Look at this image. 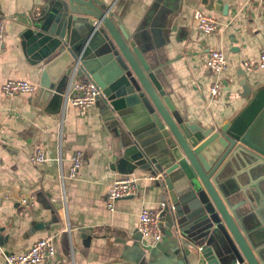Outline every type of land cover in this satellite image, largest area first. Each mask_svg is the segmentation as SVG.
Returning <instances> with one entry per match:
<instances>
[{
  "label": "crops",
  "instance_id": "0c3cea01",
  "mask_svg": "<svg viewBox=\"0 0 264 264\" xmlns=\"http://www.w3.org/2000/svg\"><path fill=\"white\" fill-rule=\"evenodd\" d=\"M40 1L0 0V18L5 21L0 60V264H6L5 254H23L50 234L57 252L44 264H173L171 230L164 222L166 233L159 242L143 240L138 230L141 208L161 202L162 192L150 181L130 175L138 179L137 195L116 200L114 210L107 205L110 184L124 175L111 168L112 137L103 120V101L87 110L68 104L62 112L41 104L37 95L42 67L19 45L20 21ZM103 1L114 23L134 38L185 121L221 126L249 99L243 95L245 77L252 89L264 84V69L248 71L244 65L248 59L256 61L264 49V0H213L212 9L202 0ZM197 8L216 17L214 33L197 28ZM213 49L223 50L228 60L220 75L206 65ZM9 80H26L38 88L7 95L2 85ZM216 80L223 88L213 97L210 87ZM38 148L48 157L44 163L31 161ZM77 150L83 152L78 178L62 183L60 172L69 174ZM231 162L225 180L233 192L232 203L244 210L255 208L264 220V160L246 150ZM23 197L33 198L35 204L26 206ZM58 199L65 201L59 210L53 203ZM61 220L64 231L57 227ZM68 224L74 241H80L81 228H92L103 246L74 254L70 230L65 231ZM259 257L264 264V245Z\"/></svg>",
  "mask_w": 264,
  "mask_h": 264
},
{
  "label": "water",
  "instance_id": "95a60500",
  "mask_svg": "<svg viewBox=\"0 0 264 264\" xmlns=\"http://www.w3.org/2000/svg\"><path fill=\"white\" fill-rule=\"evenodd\" d=\"M202 3L215 7L213 0ZM107 10L103 0H41L20 21L19 45L42 67L41 104L62 112L72 80L86 78L99 86L96 104H105L111 168L122 175L140 174L162 192L167 206L161 221L171 230L173 264H261L263 217L255 208L232 203L225 173L240 152L249 150L264 160V84L252 89L245 77L243 95L249 99L223 125L189 123L134 38ZM53 203L57 210L65 206L64 199ZM61 222L57 227L64 231ZM80 232L74 254L103 246L92 228Z\"/></svg>",
  "mask_w": 264,
  "mask_h": 264
},
{
  "label": "built area",
  "instance_id": "2783aa9c",
  "mask_svg": "<svg viewBox=\"0 0 264 264\" xmlns=\"http://www.w3.org/2000/svg\"><path fill=\"white\" fill-rule=\"evenodd\" d=\"M194 22L197 28L205 34L214 33L219 26V22L215 16L206 13L200 8L194 12ZM4 33L5 21L0 18V60L4 53ZM206 65L209 70L215 74L220 75L228 68V60L223 50L213 49L208 53ZM248 71L255 69H264V49H261L258 59H248L244 62ZM37 86L26 80H9L2 85V90L7 95H15L19 93H34ZM222 82L216 80L210 87V93L213 97L219 95L222 91ZM101 94L99 86L90 80H72L64 94L65 105L71 104L82 110H87L94 106ZM48 160L46 153L38 148L31 156L33 163H44ZM83 162V152L77 150L72 156V165L68 175L63 171L60 172V180L63 183L66 178H78L79 170ZM158 176H149L147 179H157ZM136 178L130 175H124L110 184L107 205L110 210H114V203L118 199L132 197L137 195L139 185ZM21 202L26 206H33L35 204L33 198L23 197ZM167 206V201H161L158 207L143 206L139 213L138 230L142 235L143 240L152 239L155 242L162 240L164 233L161 226L162 212ZM64 222L67 223V213L63 215ZM67 229H70L69 224ZM57 252L55 244V236L50 234L44 238L36 241L31 248L23 253H9L5 254L6 264H44L45 261L52 258Z\"/></svg>",
  "mask_w": 264,
  "mask_h": 264
},
{
  "label": "rangeland",
  "instance_id": "374dc122",
  "mask_svg": "<svg viewBox=\"0 0 264 264\" xmlns=\"http://www.w3.org/2000/svg\"><path fill=\"white\" fill-rule=\"evenodd\" d=\"M163 231H164V227H163Z\"/></svg>",
  "mask_w": 264,
  "mask_h": 264
}]
</instances>
